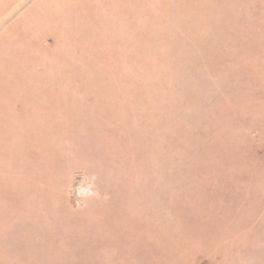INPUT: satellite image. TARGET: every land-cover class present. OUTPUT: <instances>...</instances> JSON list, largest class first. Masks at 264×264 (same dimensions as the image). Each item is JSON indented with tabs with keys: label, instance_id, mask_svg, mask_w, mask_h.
Instances as JSON below:
<instances>
[{
	"label": "rangeland",
	"instance_id": "1",
	"mask_svg": "<svg viewBox=\"0 0 264 264\" xmlns=\"http://www.w3.org/2000/svg\"><path fill=\"white\" fill-rule=\"evenodd\" d=\"M0 264H264V0H0Z\"/></svg>",
	"mask_w": 264,
	"mask_h": 264
}]
</instances>
